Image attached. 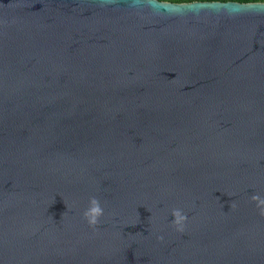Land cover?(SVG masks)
Segmentation results:
<instances>
[{"label": "water", "instance_id": "water-1", "mask_svg": "<svg viewBox=\"0 0 264 264\" xmlns=\"http://www.w3.org/2000/svg\"><path fill=\"white\" fill-rule=\"evenodd\" d=\"M253 195L264 4L0 0V264H264Z\"/></svg>", "mask_w": 264, "mask_h": 264}, {"label": "clouds", "instance_id": "clouds-1", "mask_svg": "<svg viewBox=\"0 0 264 264\" xmlns=\"http://www.w3.org/2000/svg\"><path fill=\"white\" fill-rule=\"evenodd\" d=\"M162 2L186 4L189 3L190 0H162ZM254 2L264 4V0H254ZM147 4L151 6L152 0H147ZM251 201L256 204L258 209H260V215L264 216V199H261L258 195H253ZM233 207H235V205H233ZM102 214L103 210L98 200L91 198L89 200L88 208L83 212V219L89 226H95ZM171 215L173 217L172 226L177 232H183V225L186 221V216L183 215L179 209H174L171 212Z\"/></svg>", "mask_w": 264, "mask_h": 264}, {"label": "trees", "instance_id": "trees-1", "mask_svg": "<svg viewBox=\"0 0 264 264\" xmlns=\"http://www.w3.org/2000/svg\"><path fill=\"white\" fill-rule=\"evenodd\" d=\"M162 1V0H158ZM236 2V3H256L254 0H190V2ZM189 2V3H190Z\"/></svg>", "mask_w": 264, "mask_h": 264}]
</instances>
